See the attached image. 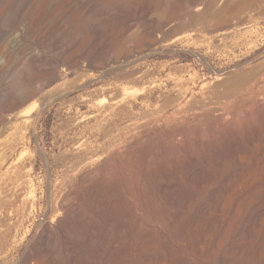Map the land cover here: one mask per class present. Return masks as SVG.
Returning <instances> with one entry per match:
<instances>
[{"label": "rangeland", "instance_id": "374dc122", "mask_svg": "<svg viewBox=\"0 0 264 264\" xmlns=\"http://www.w3.org/2000/svg\"><path fill=\"white\" fill-rule=\"evenodd\" d=\"M115 26L108 45H92ZM0 41V264H18L62 202L81 218L34 251L30 264H69L67 253L77 264L98 260L107 220L114 234L125 230L130 249L137 218L149 220L140 199L153 194L143 169L152 149H171L174 132L186 146L195 145V132L208 138L216 119L201 110L204 103L226 116L238 110L240 119L255 93V103L264 102L256 92L264 85V0H0ZM241 141L235 154L247 159L264 133ZM233 161L206 168L216 180ZM152 203L161 217L162 202ZM89 221L98 225L89 241L94 255L75 253ZM237 223L228 230V258L240 257L236 250L248 240Z\"/></svg>", "mask_w": 264, "mask_h": 264}, {"label": "bare ground", "instance_id": "6f19581e", "mask_svg": "<svg viewBox=\"0 0 264 264\" xmlns=\"http://www.w3.org/2000/svg\"><path fill=\"white\" fill-rule=\"evenodd\" d=\"M124 19L125 18H123V20ZM115 29L116 30L112 32H106L107 34L104 35L102 41H97V44L92 45L100 48L103 47L104 44L110 43V40L114 38L119 27L115 26ZM81 45L83 46V44ZM0 53H4L1 43ZM30 55L31 53L29 57L32 61H37L34 56ZM49 69L52 74L56 73L55 66H51ZM242 78H244V76L240 77V83L242 82ZM253 87L254 85L252 84L250 90H252ZM206 88L205 90H207ZM256 92L264 97V85L257 87ZM255 96L256 93L252 97V104L247 108V111L243 113V118L240 119L237 116L240 114L238 110H236L238 113L235 110L234 112H232L233 110H229L230 112L227 111L229 114L226 116L225 112H223L224 110L222 112H216V109L204 108L203 105H205V103H201L199 99V104H203V109L201 110L205 111V113L209 111L214 119H216L215 122L213 121V125L211 127L209 126L210 132L208 138H203V132L202 134L200 132H195V145L186 146L184 143L182 144L178 141V138L184 139V142H186L187 138L178 132H174L171 136L174 140L171 149H167L163 146H157L152 149L151 155H149L147 161L144 163L143 169L144 173L148 175L151 180L153 194L141 195L140 199V205L143 211L149 216V220L142 222L140 218H137L138 227L130 242L131 248L127 249V241H129V239L125 237V230H123L124 232L120 231L117 235L114 234V226L105 218L107 220V226L104 228L106 232L104 235H106L108 239L107 243L105 245L102 244L103 249L99 248V250L102 249V251H100L101 256L98 260L89 258L86 263L264 264V142L255 144L257 150L256 154L249 155L247 159L241 156L242 154H235L236 148H239L238 145H240V142H243L241 139L245 138L247 142H254V139L256 137L258 138V135L264 133V102L263 104L257 105L255 103ZM208 97L210 98V95ZM208 97L206 96V98ZM24 98V93L18 96L13 95L11 96V103L18 104ZM192 99V101L195 102L196 99ZM192 101H190L191 105L193 104ZM209 106L211 105L209 104ZM181 108L177 110L176 114L181 115L182 111H187L186 108ZM197 109L198 108H196V110ZM205 113L203 114L205 115ZM181 116L187 118L189 115ZM209 117L211 118V116ZM231 117H233L232 122L227 125L224 123L226 125L224 127L220 126V122H226ZM230 156L234 157L233 169L229 168L227 173H220L216 180L213 179L214 174L211 172V169L206 168V163L210 161L217 166H223L226 162V158ZM151 163L152 165L150 167ZM113 187H116V185L114 184ZM118 193L120 195L119 190ZM115 195L117 194L115 193ZM96 199L98 200L97 197ZM117 199L118 198H115L114 200ZM154 200L162 202V218L158 217L155 212L152 203ZM68 201L70 202V200ZM65 203L62 202L60 211L54 215L50 222L51 224H49L48 220L42 221L41 230L37 234L36 239L34 238L35 241L31 242L32 244L21 257L18 264H30V259L34 251L38 252L45 250L44 245H46L45 243H47L51 237L55 234L62 235L66 233L69 227L71 228L76 222L78 223V219L81 218L82 212L75 205ZM91 203L93 205V202ZM99 204H96L92 210H95L94 212L96 214L99 213L101 215L103 212L100 209L101 207L97 206ZM126 215L129 216L127 212ZM126 219L127 218H124V223ZM237 222H240L242 228L241 234L248 240L244 243L242 242L243 246L238 247V250H236V252L238 251L240 253V257L228 258L225 251L226 241H228L227 234L231 225ZM91 223L89 225L90 230L85 234L81 232L83 236H80V233L79 236H76V239L79 237L78 240L73 243V246L71 245L75 253L79 254V252L82 253L84 251L86 254L94 255L93 247L95 242L93 241L94 244H92L89 243V241L96 238L95 229L98 228L96 227L98 225H95L94 229ZM164 224L167 227H164ZM78 226L79 224L77 228H79ZM85 242H88V244ZM99 247L101 246L99 245ZM228 250L227 248V251ZM232 251L234 250L232 249ZM67 254L69 264H77L79 262L77 259L79 257L75 258V254ZM59 259L57 258L56 261ZM81 260L83 261L84 259H80V261ZM50 261L52 260L50 259Z\"/></svg>", "mask_w": 264, "mask_h": 264}]
</instances>
